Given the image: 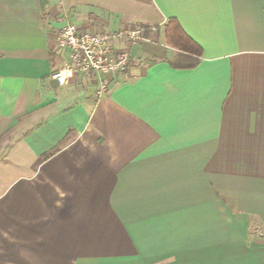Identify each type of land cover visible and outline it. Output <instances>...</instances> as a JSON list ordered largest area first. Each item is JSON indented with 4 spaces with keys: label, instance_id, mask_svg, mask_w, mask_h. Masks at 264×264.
<instances>
[{
    "label": "crops",
    "instance_id": "1",
    "mask_svg": "<svg viewBox=\"0 0 264 264\" xmlns=\"http://www.w3.org/2000/svg\"><path fill=\"white\" fill-rule=\"evenodd\" d=\"M67 23L145 30L101 96ZM0 264H264V0H0Z\"/></svg>",
    "mask_w": 264,
    "mask_h": 264
},
{
    "label": "built area",
    "instance_id": "2",
    "mask_svg": "<svg viewBox=\"0 0 264 264\" xmlns=\"http://www.w3.org/2000/svg\"><path fill=\"white\" fill-rule=\"evenodd\" d=\"M122 39L137 43L145 39V30L132 27L103 32L83 30L74 23H67L58 35L57 46L68 50V59L53 77L64 85L78 73H94L99 83L97 94L101 96L107 89L105 77L124 73L130 65L131 53L115 47V42Z\"/></svg>",
    "mask_w": 264,
    "mask_h": 264
},
{
    "label": "trees",
    "instance_id": "3",
    "mask_svg": "<svg viewBox=\"0 0 264 264\" xmlns=\"http://www.w3.org/2000/svg\"><path fill=\"white\" fill-rule=\"evenodd\" d=\"M165 33L168 44L182 52L181 57L171 61L173 67L193 68L199 64L203 49L184 31L177 19L168 20Z\"/></svg>",
    "mask_w": 264,
    "mask_h": 264
}]
</instances>
